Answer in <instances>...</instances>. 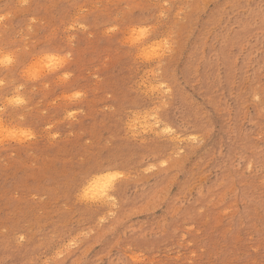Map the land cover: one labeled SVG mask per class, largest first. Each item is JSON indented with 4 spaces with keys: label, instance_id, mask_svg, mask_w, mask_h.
Segmentation results:
<instances>
[{
    "label": "rangeland",
    "instance_id": "374dc122",
    "mask_svg": "<svg viewBox=\"0 0 264 264\" xmlns=\"http://www.w3.org/2000/svg\"><path fill=\"white\" fill-rule=\"evenodd\" d=\"M0 17L18 60L0 119L31 137L0 144V264H264V0H0ZM142 28L173 54L142 59ZM145 117L176 137L139 134ZM97 171L118 176L111 207L82 199Z\"/></svg>",
    "mask_w": 264,
    "mask_h": 264
},
{
    "label": "snow or ice",
    "instance_id": "6c2138e0",
    "mask_svg": "<svg viewBox=\"0 0 264 264\" xmlns=\"http://www.w3.org/2000/svg\"><path fill=\"white\" fill-rule=\"evenodd\" d=\"M0 19H3V17H0ZM110 31H114V29H110ZM148 32L147 29L142 28L140 30V34L137 35L135 33V31H133V35L130 38V43L133 47H138V46H142L141 45V41L145 40V35ZM153 40H158L159 41V46L158 47H154L152 50V54L151 55H145L143 52L140 53V57L142 59H145L147 61H150L152 63H158L161 62L162 60H164V58L168 55H172L173 51H172V45H170V41L172 40V36L169 35L167 38L160 40L159 36H153ZM147 42V41H145ZM135 54V53H134ZM53 60H55L56 65L58 66H62L63 61L57 60L55 57L52 58ZM18 63L17 58L14 56V53L11 49H5L3 51H0V68H10L11 66H13L14 64ZM46 67L48 69H52L53 68V64L52 63H48L46 65ZM64 72H71L72 69L70 68H64L63 69ZM39 72L40 69H36V71L34 72H27L25 73V75L31 79V80H36L39 77ZM64 80H67L68 77L65 75L63 77ZM3 85V81L0 80V86ZM5 95H9V93H5ZM77 95H79V93H77ZM8 103L10 105H22L24 104V101L22 99L17 98H13L10 99L8 101ZM5 109L0 108V113H5ZM7 111H11V109H7ZM21 137H25V138H31L30 137V133L28 132H17L15 129H8L5 128L3 125V120L0 119V144H3L6 140L7 141H16L19 139V142L21 144L24 143V139H21ZM118 178L117 175H112L109 177V179L111 181H114ZM112 187V185L106 184L105 185V189H110Z\"/></svg>",
    "mask_w": 264,
    "mask_h": 264
},
{
    "label": "bare ground",
    "instance_id": "6f19581e",
    "mask_svg": "<svg viewBox=\"0 0 264 264\" xmlns=\"http://www.w3.org/2000/svg\"><path fill=\"white\" fill-rule=\"evenodd\" d=\"M137 35H139L140 34V32L138 31V33L137 32H135ZM145 41H147L146 40V35H145V40L144 41H141V47H142V52L145 54V55H151L152 54V49L154 48V47H158L159 45L158 44H154V45H151V46H149V47H144V46H146V44H147V42H145ZM144 48V49H143ZM151 50V51H150ZM147 61V60H146ZM52 70V69H51ZM50 71V70H49ZM218 76V75H217ZM219 79V78H218ZM157 87V86H156ZM160 87H161V85H160ZM166 87H167V85H166ZM169 87V86H168ZM167 87V88H168ZM172 87V86H171ZM166 88V89H167ZM170 88V87H169ZM153 90V89H152ZM158 90V89H157ZM165 90V89H164ZM151 91V90H150ZM160 91H163V90H160ZM168 91V90H167ZM153 92V91H152ZM156 92V91H155ZM159 92V91H158ZM164 92V91H163ZM162 92V93H163ZM169 92V91H168ZM168 92H167V95H168ZM172 92V91H171ZM151 93V92H150ZM157 93V92H156ZM161 93V94H162ZM166 93V92H165ZM153 94H154V92H153ZM160 94V93H159ZM175 94V93H174ZM173 94V95H174ZM163 95V94H162ZM169 96V95H168ZM161 97H163V96H161ZM164 98V97H163ZM163 100V99H162ZM155 103V102H154ZM14 106H16V105H14ZM22 106V105H21ZM17 107V106H16ZM19 109V108H18ZM146 110V109H145ZM144 111V110H143ZM145 112V111H144ZM188 113V112H187ZM139 114V113H138ZM141 114H142V112H141ZM147 114V113H146ZM150 114V113H149ZM133 116V115H132ZM135 116V115H134ZM166 116V115H165ZM152 117V116H151ZM131 118V117H130ZM134 118V117H133ZM147 118L148 117H145V118H142V120H141V124H142V126H141V132L139 133V134H148L149 135V133H152V134H154V133H157V134H163V135H167L168 134V136H175V135H173V133L171 132V128L170 127H168V125L167 124H163V125H160V123H159V121L158 120H153V121H151V119H150V121H149V119L147 120ZM149 118H150V116H149ZM136 119V118H135ZM139 119V118H138ZM159 119V118H158ZM160 120V119H159ZM161 121V120H160ZM129 123V122H128ZM134 123V122H133ZM162 123H163V121H162ZM161 123V124H162ZM140 124V125H141ZM137 125V124H136ZM131 126V125H130ZM132 127V126H131ZM134 127L135 126H133V130H134ZM137 127H139V126H137ZM196 127V126H195ZM140 128V127H139ZM173 128V127H172ZM124 129H126V128H124ZM137 129V128H136ZM138 130V129H137ZM131 132V131H130ZM136 132V131H135ZM139 132V131H138ZM137 132V133H138ZM175 134V133H174ZM161 135H158V137L159 136H161ZM156 136V135H155ZM179 136V135H178ZM157 137V138H158ZM176 137V136H175ZM174 137V138H175ZM157 138H154V139H157ZM160 138V137H159ZM173 138V139H174ZM181 138V137H180ZM162 139V138H161ZM178 139V138H177ZM176 139V140H177ZM160 140V139H159ZM164 140V139H163ZM167 140V139H166ZM168 140H171V139H169L168 138ZM175 140V141H176ZM184 140V139H183ZM196 140V139H195ZM120 141V140H119ZM180 141V140H179ZM187 141V140H186ZM165 142V141H164ZM171 142H174V141H171ZM177 142V141H176ZM175 142V143H176ZM187 142H190V141H187ZM196 142V141H195ZM198 142V141H197ZM168 143V142H167ZM180 143V142H179ZM176 144H178V143H176ZM182 144V143H181ZM120 146V145H119ZM174 146H176V145H174ZM182 146V145H181ZM179 147V146H178ZM183 147V146H182ZM181 147V148H182ZM173 148V147H172ZM162 149V148H161ZM173 149H175V148H173ZM182 150V149H181ZM173 151V150H172ZM178 151H180V150H178ZM183 151V150H182ZM173 152H175L176 153V151H173ZM172 152V153H173ZM174 153V155H176ZM177 153H179V152H177ZM111 159V158H110ZM114 160V159H113ZM107 168V167H106ZM106 170V169H105ZM114 170H116V169H114ZM107 171V170H106ZM106 173H108V172H106ZM121 173V172H120ZM89 174H91V173H89ZM88 174V175H89ZM92 175V174H91ZM110 176H112V175H110L109 173L106 175L105 174V172H98L97 171V175H95L94 174V176H88V177H90V178H88L87 176V178H88V180L85 182V184H84V189H82L81 191L83 192H81L83 195V200H85L87 203L89 202V203H92V205H93V203L94 204H99V206H101V205H103V204H107V205H110V207L111 206H113L114 205V203H113V200H114V198H113V194H112V187L110 188V189H105V185L106 184H111V185H113V183H115L114 181H111L110 179H109V177ZM122 178V177H121ZM117 180V179H116ZM123 180V179H122ZM82 181V180H81ZM128 183V182H127ZM114 189V188H113ZM70 192H72V191H70ZM80 192H78V193H80ZM78 195V194H77ZM71 196V195H70ZM81 196V195H80ZM81 196V197H82ZM115 199H116V197H115ZM78 200H80V199H78ZM115 201V200H114ZM79 202V201H78ZM116 203V202H115ZM101 204V205H100ZM106 205V206H107ZM96 206H98V205H96ZM96 206H94L95 207V209H96ZM117 206V205H116ZM104 207V206H103ZM118 207V206H117ZM121 208V207H120ZM110 209V208H109ZM86 210V209H85ZM110 210H112V209H110ZM97 211V210H96ZM102 211V210H101ZM108 211V210H107ZM115 211V210H114ZM109 212V211H108ZM104 213V212H103ZM112 213H114L113 211H112ZM111 213V214H112ZM114 215V214H113ZM120 215V214H119ZM100 216V215H99ZM92 220V219H91ZM95 220V219H94Z\"/></svg>",
    "mask_w": 264,
    "mask_h": 264
}]
</instances>
